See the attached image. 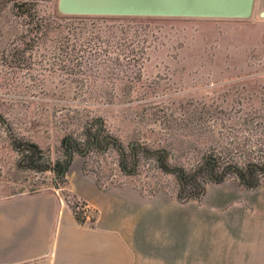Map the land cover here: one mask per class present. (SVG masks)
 I'll list each match as a JSON object with an SVG mask.
<instances>
[{
    "label": "rangeland",
    "instance_id": "rangeland-1",
    "mask_svg": "<svg viewBox=\"0 0 264 264\" xmlns=\"http://www.w3.org/2000/svg\"><path fill=\"white\" fill-rule=\"evenodd\" d=\"M57 1L0 0V199L56 189L52 173L17 168L7 126L51 159L66 141L84 142L88 120L120 142L127 162L132 146L164 151L184 173L210 158L260 157L264 0L245 19L67 15ZM74 156L104 185L177 197L178 175L155 157L139 152L126 174L111 146Z\"/></svg>",
    "mask_w": 264,
    "mask_h": 264
},
{
    "label": "crops",
    "instance_id": "crops-1",
    "mask_svg": "<svg viewBox=\"0 0 264 264\" xmlns=\"http://www.w3.org/2000/svg\"><path fill=\"white\" fill-rule=\"evenodd\" d=\"M73 156L66 189L95 214L79 224L59 188L0 199V264H264V182H210L181 201L131 184L100 188Z\"/></svg>",
    "mask_w": 264,
    "mask_h": 264
},
{
    "label": "trees",
    "instance_id": "trees-1",
    "mask_svg": "<svg viewBox=\"0 0 264 264\" xmlns=\"http://www.w3.org/2000/svg\"><path fill=\"white\" fill-rule=\"evenodd\" d=\"M18 8L23 6L22 3H13ZM0 121L5 123V120L0 115ZM93 120H88L83 126L85 140L83 143L70 139L66 141L62 156L51 159L37 143L25 140L10 132L11 143L13 149L17 152L18 158L16 161L17 168L24 170H32L39 173L50 172L53 175V187L59 188L64 194L63 198L71 208L75 219L79 224L93 225L95 214L91 212L90 220H86L84 210L78 208L82 200L78 199L74 194L66 189L67 177L66 173L73 159L74 153H82L84 156H89L91 152H104L110 146L119 153L120 169L128 174L132 173L135 164L138 160V153L141 152L147 157H155L157 166L164 172L174 173L178 175L179 189L177 198L181 201L197 200L199 201L209 182H221L227 179H237L244 189H256L264 182V146L260 145L256 148L257 154L260 156L257 160H245L238 162L237 160H227L218 158H210L204 162L203 166L191 173H184L181 168L171 166L166 162V153L164 151L146 148L144 146H132L130 162H127L126 152L120 142L109 135L102 133L101 127L94 128ZM130 164V165H129ZM83 172H89L87 162L82 164ZM201 177H203L201 181ZM97 185L102 189H107L110 186L100 183L99 178H95Z\"/></svg>",
    "mask_w": 264,
    "mask_h": 264
},
{
    "label": "water",
    "instance_id": "water-1",
    "mask_svg": "<svg viewBox=\"0 0 264 264\" xmlns=\"http://www.w3.org/2000/svg\"><path fill=\"white\" fill-rule=\"evenodd\" d=\"M254 0H58L67 15L205 17L245 19Z\"/></svg>",
    "mask_w": 264,
    "mask_h": 264
},
{
    "label": "built area",
    "instance_id": "built-area-1",
    "mask_svg": "<svg viewBox=\"0 0 264 264\" xmlns=\"http://www.w3.org/2000/svg\"><path fill=\"white\" fill-rule=\"evenodd\" d=\"M78 208H81L82 210H84L86 220L89 221L92 214H91V210L89 209L87 204L85 202H80L79 205L77 206V210H78Z\"/></svg>",
    "mask_w": 264,
    "mask_h": 264
}]
</instances>
